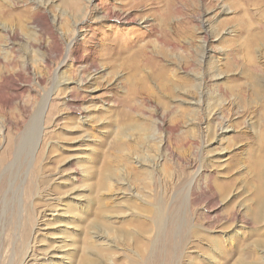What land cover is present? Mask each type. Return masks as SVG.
<instances>
[{"label": "rangeland", "instance_id": "obj_1", "mask_svg": "<svg viewBox=\"0 0 264 264\" xmlns=\"http://www.w3.org/2000/svg\"><path fill=\"white\" fill-rule=\"evenodd\" d=\"M261 1L0 0V264L264 263Z\"/></svg>", "mask_w": 264, "mask_h": 264}, {"label": "bare ground", "instance_id": "obj_2", "mask_svg": "<svg viewBox=\"0 0 264 264\" xmlns=\"http://www.w3.org/2000/svg\"><path fill=\"white\" fill-rule=\"evenodd\" d=\"M254 1L257 4L262 2L261 0L260 1L254 0ZM245 4L247 5L246 7L240 6V5L238 7L239 8L241 7L242 8L241 10H243V14L246 15L247 12H249L248 11V5H250V4L249 3H245ZM218 10H219L220 13L227 12L225 6H223V5L218 6ZM106 13L104 14V17H115L116 20L121 21V22L122 21L123 22H127V21H129V20L134 18L132 12L123 11L121 9H112V8H110V9H108V12H106ZM47 17L48 16L44 15L42 17V19H40V21H39V19H37L39 21V22L37 21L38 25L41 28H43V30L46 29V28L51 29L49 27V22H48ZM242 17H244V16H242ZM39 18H41V17H39ZM241 19H243V18H241ZM253 37H256V36H253ZM255 39H257V38H255ZM253 40L254 39L252 38L251 41H253ZM66 46H67L68 52H73V54H75L74 58H76V60H82L83 57H82L81 52H80L81 45H80V43H78V39H77V41L68 42L66 44ZM78 62H81V61H78ZM0 80H3L2 77L0 78ZM260 147H261V151H263V152L259 156V158H258V160H257V162L255 164V172H256V176H257V179H258L259 183H258V187L256 189L255 197H253L254 200H253L252 204H254V205H253V207L249 208V212H248L249 216H251L252 220L257 225H260V223L264 222V217H263V211H264V145H262ZM260 239H263V238H260ZM258 240H259V238H258ZM260 242H261L262 245H264V240H261ZM246 261H248V260H246ZM258 261H260V260H258ZM261 262H262V260H261ZM247 263H249V262H247ZM233 264H246V263H245V260L238 259ZM254 264H255V262H254Z\"/></svg>", "mask_w": 264, "mask_h": 264}]
</instances>
